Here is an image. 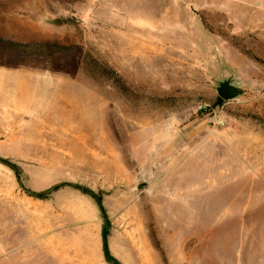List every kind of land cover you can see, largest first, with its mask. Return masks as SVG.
Instances as JSON below:
<instances>
[{
	"label": "rangeland",
	"instance_id": "rangeland-1",
	"mask_svg": "<svg viewBox=\"0 0 264 264\" xmlns=\"http://www.w3.org/2000/svg\"><path fill=\"white\" fill-rule=\"evenodd\" d=\"M0 38L61 49L0 51V264H111L104 228L119 264H264V0H0Z\"/></svg>",
	"mask_w": 264,
	"mask_h": 264
},
{
	"label": "trees",
	"instance_id": "trees-1",
	"mask_svg": "<svg viewBox=\"0 0 264 264\" xmlns=\"http://www.w3.org/2000/svg\"><path fill=\"white\" fill-rule=\"evenodd\" d=\"M39 49H41L42 51L61 50L58 46H56L54 44H50V43H39V42L18 43V42H13V41H10L7 39L0 38V51H6L7 53H10L13 55L30 56L31 54H34L35 52H37V50H39ZM222 103H223V100L217 96L215 99V102L212 106H213V108L218 107ZM67 185H69L73 188H78L76 185H73V184H67ZM29 194L37 196L39 198H46L44 193H37V194L36 193H29ZM103 234L105 235V237L108 235L107 228H104ZM104 256H105V259L107 262H109L111 264H119L109 254L108 249H107V253L104 251Z\"/></svg>",
	"mask_w": 264,
	"mask_h": 264
},
{
	"label": "water",
	"instance_id": "water-1",
	"mask_svg": "<svg viewBox=\"0 0 264 264\" xmlns=\"http://www.w3.org/2000/svg\"><path fill=\"white\" fill-rule=\"evenodd\" d=\"M240 80L225 78L222 79L215 87L216 95L221 98L224 102L239 98L243 94V90L239 88ZM98 203L100 199L96 194H93ZM102 246L103 250L107 253V241L106 237L102 235Z\"/></svg>",
	"mask_w": 264,
	"mask_h": 264
},
{
	"label": "crops",
	"instance_id": "crops-1",
	"mask_svg": "<svg viewBox=\"0 0 264 264\" xmlns=\"http://www.w3.org/2000/svg\"><path fill=\"white\" fill-rule=\"evenodd\" d=\"M143 263H144V264H147L148 262H145V261H144ZM156 264H159L158 261H156Z\"/></svg>",
	"mask_w": 264,
	"mask_h": 264
},
{
	"label": "bare ground",
	"instance_id": "bare-ground-1",
	"mask_svg": "<svg viewBox=\"0 0 264 264\" xmlns=\"http://www.w3.org/2000/svg\"><path fill=\"white\" fill-rule=\"evenodd\" d=\"M29 104V103H28Z\"/></svg>",
	"mask_w": 264,
	"mask_h": 264
}]
</instances>
